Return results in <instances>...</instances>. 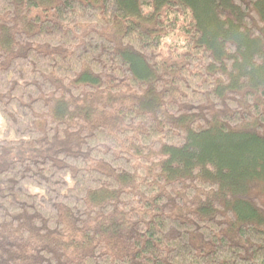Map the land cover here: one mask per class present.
<instances>
[{
    "label": "trees",
    "instance_id": "obj_1",
    "mask_svg": "<svg viewBox=\"0 0 264 264\" xmlns=\"http://www.w3.org/2000/svg\"><path fill=\"white\" fill-rule=\"evenodd\" d=\"M0 264H264V0H0Z\"/></svg>",
    "mask_w": 264,
    "mask_h": 264
},
{
    "label": "rangeland",
    "instance_id": "obj_2",
    "mask_svg": "<svg viewBox=\"0 0 264 264\" xmlns=\"http://www.w3.org/2000/svg\"><path fill=\"white\" fill-rule=\"evenodd\" d=\"M0 126H1V127L4 126V122H3V120L1 119V117H0Z\"/></svg>",
    "mask_w": 264,
    "mask_h": 264
}]
</instances>
